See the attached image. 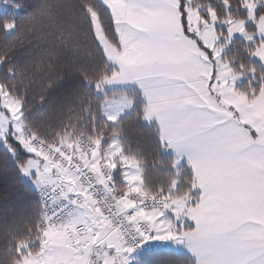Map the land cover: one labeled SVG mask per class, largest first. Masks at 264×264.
<instances>
[{
	"label": "snow or ice",
	"instance_id": "obj_1",
	"mask_svg": "<svg viewBox=\"0 0 264 264\" xmlns=\"http://www.w3.org/2000/svg\"><path fill=\"white\" fill-rule=\"evenodd\" d=\"M219 2L77 0L46 19L45 0H0V211L41 201L0 264H172V244L190 264H264V71L223 59L240 36L264 64V0ZM246 71L259 88L235 87ZM129 114L187 179L149 190Z\"/></svg>",
	"mask_w": 264,
	"mask_h": 264
},
{
	"label": "trees",
	"instance_id": "obj_2",
	"mask_svg": "<svg viewBox=\"0 0 264 264\" xmlns=\"http://www.w3.org/2000/svg\"><path fill=\"white\" fill-rule=\"evenodd\" d=\"M194 1L196 4H206L208 2V0ZM45 3L47 4L48 11V17H46V19L56 17L58 3L66 5L64 9V16L68 19H74L81 15L78 10L72 7L77 3V0H45ZM212 3L218 8L220 15L223 16V6L220 4L219 0H212ZM232 3L235 7L237 0H232ZM82 26L86 28V24H83ZM63 35L66 36L67 31H65ZM27 43L28 42L25 41V46H27ZM245 44L246 43L240 39H234L232 47L225 52L226 60L231 62V65L237 72L241 70V64L246 67L255 64L257 66L258 73L264 71L262 64L257 60H253L248 51H246ZM44 83V81L36 79L35 83L31 85L30 92L33 95H38ZM256 84L257 85L252 89L259 88V83ZM249 85L250 84H248V81L246 80L241 83L239 87L241 90L249 92ZM93 103H96L94 98ZM75 107L78 109L79 105L77 104ZM65 115H67V113H65ZM125 129L128 134L123 136L124 148L127 151L137 154L139 160L144 163V177L147 181L149 190L155 192L159 185L167 187L171 177L176 173L173 169L174 157L164 151L157 150L154 144L156 136L155 126L137 124L135 118L129 114L125 120ZM180 169H182L185 173L183 180L187 179L190 176V170L188 167L182 166ZM183 187L184 185L181 183V188ZM4 204L6 205L7 201H5ZM39 207L40 202L37 197L32 207L18 206L11 211L7 209L0 211V247H3L4 241L9 239L12 235L24 236L28 233L30 228H35L37 217L40 212ZM166 259L171 261L172 264H190L191 257L185 252L172 251Z\"/></svg>",
	"mask_w": 264,
	"mask_h": 264
},
{
	"label": "rangeland",
	"instance_id": "obj_3",
	"mask_svg": "<svg viewBox=\"0 0 264 264\" xmlns=\"http://www.w3.org/2000/svg\"><path fill=\"white\" fill-rule=\"evenodd\" d=\"M116 2L117 3H122V0H116ZM193 2L195 3V1L193 0ZM217 31H226V29L224 28V26L223 25H217ZM234 39H240L241 41H243L244 43H246V41L242 38V37H240V36H237V37H235ZM234 39L232 40V42H231V44L226 48V50L224 51V56H225V52L227 51V50H229L231 47H232V44H233V41H234ZM222 42H226V41H222ZM253 60H257L258 62H260L258 59H256V58H253V57H251ZM226 59V58H225ZM228 61V60H227ZM261 63V62H260ZM262 64V63H261ZM262 66H263V68H264V64H262ZM248 76H247V81H248V84H250L249 86V89H250V91L252 90V88L254 87V86H256L257 84L256 83H258V80H256L254 77H253V75L251 74V73H248L247 74ZM122 141H123V136L120 138ZM125 151L126 152H128V153H131V154H135V153H133V152H131V151H127L126 149H125ZM137 154H135V156H136ZM143 163V162H142ZM143 170H144V163H143ZM144 173H145V171H144ZM176 173H179L180 174V176H181V179L183 180V178H184V176H185V173L182 171V169H180V167H177L176 168ZM175 173V174H176ZM174 174V175H175ZM173 178V176L171 177V179ZM38 199H39V197H38ZM39 202H40V204H41V201H40V199H39ZM171 248L173 249V251H176V252H181V251H185V250H187L186 248H184L183 246H181V245H176V244H172L171 245ZM187 252H188V250H187ZM186 253V252H185ZM141 253L138 251L137 252V256H139ZM188 254V253H187Z\"/></svg>",
	"mask_w": 264,
	"mask_h": 264
},
{
	"label": "crops",
	"instance_id": "obj_4",
	"mask_svg": "<svg viewBox=\"0 0 264 264\" xmlns=\"http://www.w3.org/2000/svg\"><path fill=\"white\" fill-rule=\"evenodd\" d=\"M223 59L224 60H226L225 59V56H224V53H223ZM231 67L234 69V67L231 65ZM235 70V69H234ZM236 71V70H235ZM248 73H250V72H245V74L241 77V78H239L237 81H236V83H235V87L237 88V89H240V87H239V85L241 84V83H243L244 81H246L248 78H247V74ZM155 126V125H154ZM165 152V151H164ZM165 153H167V154H169V155H172L173 157H174V164L177 166V167H182V166H187V160L182 156V155H177L176 153H173V152H165ZM130 155H131V153H129ZM136 158H137V160H139V158H138V156L136 155L135 156ZM139 162H140V166H141V168L143 169V163L139 160ZM143 174H144V172H143ZM181 252H186V253H188L187 252V250H185V251H181ZM189 254V253H188ZM190 255V254H189Z\"/></svg>",
	"mask_w": 264,
	"mask_h": 264
},
{
	"label": "built area",
	"instance_id": "obj_5",
	"mask_svg": "<svg viewBox=\"0 0 264 264\" xmlns=\"http://www.w3.org/2000/svg\"><path fill=\"white\" fill-rule=\"evenodd\" d=\"M99 195H100V196H103V195H104V192L101 190V192H100Z\"/></svg>",
	"mask_w": 264,
	"mask_h": 264
}]
</instances>
